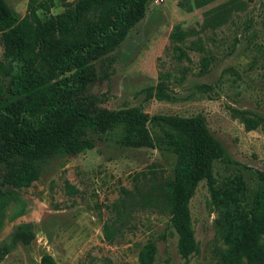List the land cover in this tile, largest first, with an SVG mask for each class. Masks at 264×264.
Returning a JSON list of instances; mask_svg holds the SVG:
<instances>
[{
	"label": "rangeland",
	"instance_id": "374dc122",
	"mask_svg": "<svg viewBox=\"0 0 264 264\" xmlns=\"http://www.w3.org/2000/svg\"><path fill=\"white\" fill-rule=\"evenodd\" d=\"M75 1L54 0L38 15L44 20ZM5 2L26 14L28 0ZM145 7L124 42L95 63L96 81L85 92L112 112L204 118L231 162H214L212 188L202 180L189 200L195 250L180 256L165 191L177 161L175 131L148 121L133 131L88 133L80 152L34 161L35 180L15 189L25 213L0 233V264H41L45 255L56 264H138L147 244L156 248L153 264H220L226 216L248 214L264 175V0H151ZM176 27L185 42L174 40ZM2 53L0 44V82ZM17 165L0 166V184ZM259 242L264 250L263 236Z\"/></svg>",
	"mask_w": 264,
	"mask_h": 264
},
{
	"label": "trees",
	"instance_id": "16d2710c",
	"mask_svg": "<svg viewBox=\"0 0 264 264\" xmlns=\"http://www.w3.org/2000/svg\"><path fill=\"white\" fill-rule=\"evenodd\" d=\"M151 0H76L63 2L64 10L42 20L38 11L49 12L54 0H28L20 17L0 0V44L3 49L0 82V166H10L0 184V233L6 223L24 215L26 202L15 189L35 180L34 161L56 153H77L88 147V133H103L148 121L171 127L170 145L177 161L173 178L165 186L178 236L177 249L187 258L195 250L188 203L197 185L205 180L213 186L214 162L230 163L226 150L206 126L201 115L180 118L150 117L135 110L112 112L97 106L106 100L87 94L96 81L94 65L108 58L145 17ZM97 13L95 20L88 15ZM84 29L80 33V29ZM173 38L185 42L186 34L176 27ZM110 64L113 59H108ZM204 61H210L204 59ZM246 121L248 130L253 128ZM10 186V189H2ZM220 264H264V175L246 216H226ZM156 248L145 245L138 264H153ZM41 264H56L45 255Z\"/></svg>",
	"mask_w": 264,
	"mask_h": 264
}]
</instances>
